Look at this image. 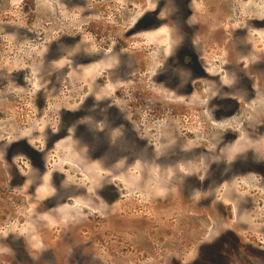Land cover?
<instances>
[{"label":"rangeland","instance_id":"rangeland-1","mask_svg":"<svg viewBox=\"0 0 264 264\" xmlns=\"http://www.w3.org/2000/svg\"><path fill=\"white\" fill-rule=\"evenodd\" d=\"M159 3L166 25L127 36ZM186 5L190 25L207 11L226 28V42L190 43L197 83L194 65L174 63L189 36L167 26L182 0H0V165L30 146L46 169L32 199L3 192L23 202L4 209V264H20L13 249L25 259L21 238L65 264H194L228 228L240 264H264V174L214 175L235 157L264 163V0Z\"/></svg>","mask_w":264,"mask_h":264},{"label":"flooded vegetation","instance_id":"flooded-vegetation-1","mask_svg":"<svg viewBox=\"0 0 264 264\" xmlns=\"http://www.w3.org/2000/svg\"><path fill=\"white\" fill-rule=\"evenodd\" d=\"M133 2L134 0H130ZM191 0H182L183 7L175 14H170V18L168 20L167 26L170 28H176V29H183L186 33V35L189 36V40L183 41V44L181 43L176 50L175 56L176 59L174 63L176 62L180 66H185L187 63H191L196 67L195 73V83L206 81L207 80V74L202 70L197 60V56L190 50V48H193L192 45L196 46L197 43H193L190 45V43L196 38H199L202 40V43H208L211 40V34L217 33L222 34L220 40L223 38L224 42L225 32L224 25L221 23L222 14H216L215 16H211L207 14V11L202 13L200 16L195 15L194 25H190V18L191 13L187 10V4ZM209 3L218 1V0H205ZM161 4L159 3L153 11H147L144 10L139 18L135 20V22L127 29L126 35L130 37H134L142 32H156L159 29L162 28V26L166 25L164 20L160 18L161 16ZM186 7V8H185ZM206 15V16H205ZM201 17H219L218 23L214 26L213 24H210L207 28H203L204 23L203 19ZM254 26L257 29L264 28V18L255 20V23H253ZM178 26V27H177ZM227 31V30H226ZM202 35V37H200ZM204 37V38H203ZM194 42V41H193ZM199 46V45H198ZM264 59V56H262ZM199 63V64H198ZM175 74H173L174 76ZM194 83V84H195ZM193 84V85H194ZM174 86L178 87L181 91H183L185 94H190L195 89L194 86H191L188 83H184L182 81H179ZM131 127V126H130ZM84 128V127H83ZM79 130V133L81 132L82 135L84 134L85 138L89 140L88 134L84 132V129ZM65 132H59L56 133V135L52 136L50 135V132H47V135H49L52 140H58ZM235 138H231L230 140H227V143H231ZM26 143L24 142L23 145ZM26 147V148H25ZM24 147V153H14L11 154L12 157L8 158L6 161H8V165H6V168H1L0 165V264H4L5 261V250L3 247L2 238L4 236L5 232V221H4V209H11L14 207H23V202L21 200H5V196L7 194L3 193L4 191L8 192V194L17 193L16 197L20 194L21 189L26 188L25 193L26 196H28L29 199H32L33 194H36V186L38 183V178H43L46 174L45 169V159L44 154L41 152H38L37 150H34L33 148H30V146ZM47 147H49L47 145ZM88 155V154H87ZM19 157H23L24 162L15 163V159ZM92 159H95V155H92ZM98 160V159H97ZM36 161H39V164H36ZM220 161V160H219ZM23 163V164H22ZM253 163V164H252ZM257 161L252 159V156L250 160L246 159L245 157H235L228 162L223 163H215V171L214 175L216 177H221L223 174L224 176L228 174H237V173H247V172H253V170L257 174H264V163L263 165L259 166V168H256ZM23 165L24 168H21L20 165ZM254 165V166H253ZM262 167V168H261ZM37 168V169H36ZM212 172V171H211ZM223 179V178H222ZM31 204H35L34 201H29ZM56 203V201H54ZM58 202V200H57ZM53 203V201L51 202ZM36 214V210H32V213ZM44 213V212H42ZM46 213V212H45ZM24 220L23 222H25ZM43 229V225L40 227ZM37 229V226L33 227L32 232L37 235L35 232ZM31 232V233H32ZM34 235H31V237ZM234 241V242H233ZM233 242L231 245L230 243ZM20 245L21 249L19 252L23 253V256L25 259H22L20 255L18 254V251L16 249H13L15 259L20 264H65V262L68 261L67 256L60 255L59 253L55 254L52 251L47 253V251H36L34 250L33 246L28 241V238L25 239V241L21 238L20 239ZM240 246V240L237 237V233L232 229L228 228L224 232L217 235L216 238L213 239V241L209 244L203 245L199 247L196 250L195 253V259L194 264H198L199 261H203L204 259L208 264H217L218 258L214 260V257H222L224 260L223 264H240V260L243 258L242 255L237 254L239 256H234V253H238ZM229 247H233V249H230ZM234 252V253H233ZM83 261V260H82ZM81 260L77 261V264H82ZM243 262L245 259L243 258ZM247 261L251 262L250 259H247Z\"/></svg>","mask_w":264,"mask_h":264}]
</instances>
